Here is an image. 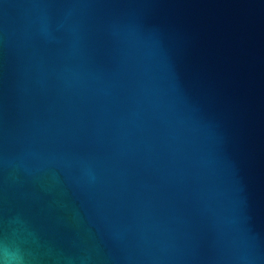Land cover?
Returning a JSON list of instances; mask_svg holds the SVG:
<instances>
[{
    "label": "water",
    "instance_id": "1",
    "mask_svg": "<svg viewBox=\"0 0 264 264\" xmlns=\"http://www.w3.org/2000/svg\"><path fill=\"white\" fill-rule=\"evenodd\" d=\"M0 264H264V0H0Z\"/></svg>",
    "mask_w": 264,
    "mask_h": 264
}]
</instances>
